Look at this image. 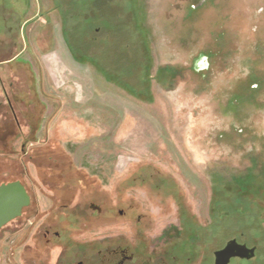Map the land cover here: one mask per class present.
<instances>
[{
	"label": "rangeland",
	"instance_id": "obj_1",
	"mask_svg": "<svg viewBox=\"0 0 264 264\" xmlns=\"http://www.w3.org/2000/svg\"><path fill=\"white\" fill-rule=\"evenodd\" d=\"M29 2L27 18L51 21L46 115L72 159L59 156L60 185L42 192L76 196L69 205L110 194L125 210L126 196L169 211L158 225L205 242L208 264L230 239L254 249L232 264H264V0ZM28 193L56 225L63 202ZM179 206L191 217L178 222ZM24 213L0 231V264H24L10 247Z\"/></svg>",
	"mask_w": 264,
	"mask_h": 264
},
{
	"label": "flooded vegetation",
	"instance_id": "obj_2",
	"mask_svg": "<svg viewBox=\"0 0 264 264\" xmlns=\"http://www.w3.org/2000/svg\"><path fill=\"white\" fill-rule=\"evenodd\" d=\"M18 1L15 6L11 0H0V185L18 181L27 193L34 188L51 203L58 197L63 202L60 205L63 215L53 225L49 222L50 209L37 210L28 193L30 203L17 217L25 211L23 223L19 220L10 228V247H21L19 258L24 264H208L205 242H191L185 227L164 221L161 227L158 225V217H168L169 211L136 210L132 199L128 201L126 196L127 209L118 208L116 196L110 194L87 203L76 200L69 205L66 201H74L76 196L42 192L47 185H60L58 181L62 178L59 162L62 133L56 123L49 128L45 123L44 58L50 48L45 35L51 21L39 14L27 18L30 0ZM38 5L40 9L41 1ZM49 31L52 32L51 27ZM144 181L132 179L136 185L144 186ZM165 185L156 186L159 190L169 188ZM41 212L44 215L37 225L35 217ZM176 212L178 222L179 217L192 214L182 206ZM196 222L200 224L199 220ZM21 230L23 238L17 240L15 237L20 236ZM15 233L18 236H13ZM227 242L213 250L209 264H222L215 253ZM237 243L253 248L241 241ZM251 258L232 256L224 264Z\"/></svg>",
	"mask_w": 264,
	"mask_h": 264
},
{
	"label": "water",
	"instance_id": "obj_3",
	"mask_svg": "<svg viewBox=\"0 0 264 264\" xmlns=\"http://www.w3.org/2000/svg\"><path fill=\"white\" fill-rule=\"evenodd\" d=\"M30 203L25 187L18 181L0 185V230L10 221L21 215ZM254 254L253 248L238 244L235 240L227 242L224 248L215 253L216 259L224 264L229 257L249 258Z\"/></svg>",
	"mask_w": 264,
	"mask_h": 264
},
{
	"label": "crops",
	"instance_id": "obj_4",
	"mask_svg": "<svg viewBox=\"0 0 264 264\" xmlns=\"http://www.w3.org/2000/svg\"><path fill=\"white\" fill-rule=\"evenodd\" d=\"M51 47V46H50ZM48 68V66H47V64H46V69ZM48 70H49V68H48ZM47 89H51V90H53V87L51 86V85H49V83H47V85H46V91H47ZM75 99V98H74ZM48 104L46 103V106H47ZM46 114H47V108H46ZM63 115V114H62ZM61 116V115H60ZM52 119L53 118H46L45 119V122L47 123V125H48V127L51 125V121H52ZM71 118H69L68 120H70ZM77 122L79 121V120H76ZM49 132V131H48ZM59 153H60V156H61V158H62V156L65 154L66 156H68V158H70V160L72 161V159H71V157H70V155L65 151V149L62 147V149H60V151H59Z\"/></svg>",
	"mask_w": 264,
	"mask_h": 264
}]
</instances>
